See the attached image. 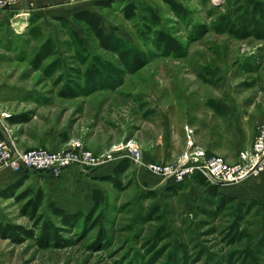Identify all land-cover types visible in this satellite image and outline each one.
I'll return each mask as SVG.
<instances>
[{"label": "rangeland", "instance_id": "obj_1", "mask_svg": "<svg viewBox=\"0 0 264 264\" xmlns=\"http://www.w3.org/2000/svg\"><path fill=\"white\" fill-rule=\"evenodd\" d=\"M121 1L98 13L107 31L115 28L147 62L137 72L123 47L117 52L101 48L72 17L71 28L86 49L53 18L29 14L1 24L0 138L22 150H62L80 141L95 153L133 141L143 155L147 148L152 156H166L169 147L170 157L155 163L174 164L187 151L190 126L195 146L229 163L240 162L264 121V40L235 38L213 26L223 14L236 19L247 0H179L193 12L189 22L161 0H133L138 14L126 19ZM194 23L208 25L209 31L196 39L190 29ZM160 30L182 43L180 53L158 44ZM50 47L54 54L46 58ZM72 90L74 96L67 95ZM11 116L24 120L12 124ZM149 174L158 181L148 177L147 186L129 170L120 189L104 181L105 238L84 221L62 226L44 205V218L62 227L63 244L42 248L31 238L13 243L0 237L3 263L264 264V194L219 205L193 179L180 186L147 169ZM29 185L22 181L0 198V221L38 235L39 227L22 212L26 199L20 193ZM242 202L253 204L240 211ZM236 225L245 233L241 239L232 237Z\"/></svg>", "mask_w": 264, "mask_h": 264}, {"label": "trees", "instance_id": "obj_2", "mask_svg": "<svg viewBox=\"0 0 264 264\" xmlns=\"http://www.w3.org/2000/svg\"><path fill=\"white\" fill-rule=\"evenodd\" d=\"M163 1L172 12L176 15L184 18L186 21L193 20V12L181 3L179 0H161ZM117 0H97L96 6L99 10L105 9H113L114 3ZM123 2L121 10L126 19H133L138 14V5L133 0H122ZM150 13L156 22H158L159 17L157 13L150 8ZM236 13V11H234ZM236 19H232L229 17L230 15L223 14L216 21L213 26V30L219 33H228L235 38L239 39H247V38H255L258 40H264V2L261 0H247L246 3H241L238 7ZM35 15V14H34ZM36 16V15H35ZM53 19L60 22V24L69 29L71 36L75 38L76 42L80 47L86 49V43L83 38L79 37L78 32L71 28L70 19L66 17H52ZM72 18L78 23L83 24L87 27V30L93 34V36L98 40L101 48L105 50H114L118 51L120 47H123L124 53L127 56L133 57V72H137L144 68L147 64L145 60L139 57L138 52L130 46L122 36L118 35L115 28H111L110 31L103 25L102 14L91 11V10H82L80 12L75 13ZM1 26V24H0ZM191 35L196 39L204 36L208 31L209 27L206 24L194 23L191 26ZM158 44L162 45V47L171 52L172 54L180 53L183 49L182 43L172 34L160 30L157 33ZM53 47L48 48L46 50V58L50 57L54 54ZM92 71V70H90ZM98 74L97 71L93 73L92 76ZM93 78V77H92ZM74 96L75 92L69 91L67 95ZM64 96V95H63ZM12 124H16L18 121H23L24 119L9 117L8 119ZM132 165V160L129 157L124 158L115 168L114 174L109 176H104L99 178L102 181H108L112 183L116 188H122V175L124 172L129 170ZM27 175L25 176V178ZM192 179L200 186L204 187L206 191L212 195L213 197L218 198L219 205L225 206H233L236 202L237 198L227 195L221 191L219 185L211 184L207 181V179L203 175H194ZM16 182L9 186L2 193L3 196H7L13 192L18 184L22 182ZM185 181L181 183H176L181 186ZM20 186V185H19ZM22 195V199H26V203L22 205V212L25 216H28L31 220L34 221V226L39 227V234L37 235L35 231L32 229H28L24 226L13 224V223H4L0 221V237L3 239H9L13 243L22 242L24 238L34 239L38 245L42 248L60 245L63 244L64 238L61 237V228L57 226L52 219H45L44 213L41 210L46 206V209L50 212L54 217L59 218L60 224L62 226H77L79 221H84L89 224V226L93 228H98V233L100 237H106L107 232L105 228V224L107 222V210L108 203L106 202L104 193L102 189H94L93 190V206L88 212L78 211V212H67L64 208L59 206L54 201H47L46 194L42 188H39L38 191L32 195V190L27 189L20 193ZM253 204V203H252ZM241 203L240 211L244 210V206H248L247 209L252 205ZM239 212V211H237ZM239 225L234 227L233 238L241 239L242 234L245 235L244 232L239 231ZM237 233V235H236Z\"/></svg>", "mask_w": 264, "mask_h": 264}, {"label": "built area", "instance_id": "obj_3", "mask_svg": "<svg viewBox=\"0 0 264 264\" xmlns=\"http://www.w3.org/2000/svg\"><path fill=\"white\" fill-rule=\"evenodd\" d=\"M23 1L32 0H0V9L12 8ZM186 130L190 137L192 130L188 127ZM188 146L189 149L174 164L152 162L144 166L174 183H181L198 174L203 175L209 183L219 186L258 177L264 172V121L258 127L252 149L242 151L238 163H229L221 156L208 154L203 148L195 146L192 139L188 140ZM118 156L120 159L127 156L139 165L143 164L142 150L133 141L115 146L107 152L95 153L80 141L62 150L42 147L22 150L11 139L0 138V170L9 168L15 172L35 171L59 177L70 167L96 169L119 160Z\"/></svg>", "mask_w": 264, "mask_h": 264}, {"label": "crops", "instance_id": "obj_4", "mask_svg": "<svg viewBox=\"0 0 264 264\" xmlns=\"http://www.w3.org/2000/svg\"><path fill=\"white\" fill-rule=\"evenodd\" d=\"M97 0H32L23 1L24 4L17 8L0 9V24L10 23L23 16L29 14H38L42 17H66L71 18L75 13L82 10H91L98 12L99 8L96 6ZM190 128V126H189ZM1 137V136H0ZM195 139V132L190 137L186 132V146L189 149L188 140ZM82 141V140H81ZM85 143V142H84ZM102 147L95 151H100ZM52 150H58L53 148ZM169 147L167 148V155H150L147 148L144 149L143 164H132L129 172L133 173V177L137 183H145L147 186V178L158 181L157 176L147 175V168L144 164L155 162L159 159H168L170 156ZM185 153V152H184ZM182 152V155L184 154ZM181 156V155H180ZM179 157V156H178ZM123 159L115 160L104 164L96 169L84 170L73 166L64 171L59 177H54L51 174L37 173L35 171H21L15 172L12 169L4 168L0 170V198L5 193L6 189L12 184L23 180V183H30L29 189L35 188L36 193L39 188H42L48 197V201H54L59 206L64 208L67 212H78L90 210L93 206V190H104V181L99 178L114 174L116 166ZM27 177L25 178V176ZM192 180V177L186 181ZM170 181V180H169ZM37 183V184H35ZM171 184H176L170 181ZM35 185V186H34ZM42 185V186H40ZM221 191L227 195L236 197L237 199H262L264 194V173L258 177H249L243 181L234 184L220 185ZM4 223H7L4 221ZM4 255L0 253V264H4Z\"/></svg>", "mask_w": 264, "mask_h": 264}]
</instances>
